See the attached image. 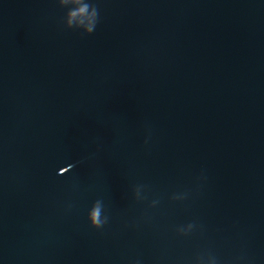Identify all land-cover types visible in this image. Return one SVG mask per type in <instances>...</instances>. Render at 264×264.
Listing matches in <instances>:
<instances>
[{"label": "water", "instance_id": "1", "mask_svg": "<svg viewBox=\"0 0 264 264\" xmlns=\"http://www.w3.org/2000/svg\"><path fill=\"white\" fill-rule=\"evenodd\" d=\"M80 2L0 0V264H264V0Z\"/></svg>", "mask_w": 264, "mask_h": 264}, {"label": "clouds", "instance_id": "2", "mask_svg": "<svg viewBox=\"0 0 264 264\" xmlns=\"http://www.w3.org/2000/svg\"><path fill=\"white\" fill-rule=\"evenodd\" d=\"M74 3L78 4L79 7L68 14V23L72 24L73 20H77L78 24H83L85 29L89 32L93 30L96 12L93 11L88 12V6L86 4H82L80 0H73ZM79 17H83V19H78ZM87 21L85 24L84 21Z\"/></svg>", "mask_w": 264, "mask_h": 264}]
</instances>
